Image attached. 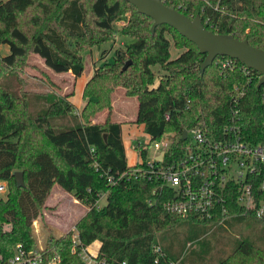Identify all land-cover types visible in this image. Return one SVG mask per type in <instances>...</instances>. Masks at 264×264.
<instances>
[{
    "label": "trees",
    "instance_id": "1",
    "mask_svg": "<svg viewBox=\"0 0 264 264\" xmlns=\"http://www.w3.org/2000/svg\"><path fill=\"white\" fill-rule=\"evenodd\" d=\"M162 1L188 17L200 15L213 32L247 39L264 50V0ZM33 7L40 10L43 23L40 17H33L38 29L31 33L19 20ZM126 8L134 11L124 19L123 32L131 40L85 83V103L79 112L69 99L72 92L23 88L20 93L19 87L2 83V68H14L28 53L38 55L55 73L70 71L80 76L84 46L104 40L96 38L113 31ZM152 22L124 0H0V45L9 48L0 57V181L8 189L6 198H0L3 257L11 256L16 246L38 248L33 223L41 218L57 185L90 207L74 226L83 245L100 243L98 256L109 263L154 264L157 246L159 264H264V218L255 217L253 209L244 211L235 197L230 198L225 217H179L158 202L149 204L154 184L138 180L121 186L107 180L108 175L131 167L121 124L109 117L116 86L138 100L134 123L143 125L151 141L169 133L171 149L184 142L178 135L187 127L200 122L222 125L229 115L234 87H246L241 128L248 141H264L260 97L264 85H257L260 73L243 68L237 59L218 55L200 74L205 54L168 25H158L152 33ZM171 45L178 50L173 57ZM128 60L131 64L121 71ZM227 60L232 65L222 66ZM104 109L109 112L105 119L92 123L95 114ZM140 155L144 159L145 151ZM16 171L23 174V186L16 182ZM101 194L105 203L97 207L94 203ZM229 217L237 225L250 223L261 236L245 241L206 239ZM41 253L44 263L58 257L56 264H84L71 252L70 231L61 236L48 234Z\"/></svg>",
    "mask_w": 264,
    "mask_h": 264
},
{
    "label": "built area",
    "instance_id": "2",
    "mask_svg": "<svg viewBox=\"0 0 264 264\" xmlns=\"http://www.w3.org/2000/svg\"><path fill=\"white\" fill-rule=\"evenodd\" d=\"M214 9H218V4ZM231 65L232 61L222 62V66ZM242 67L246 66L242 64ZM247 93L246 87H234L225 122L219 127L200 122L185 128L178 135L182 139L185 131L184 142L174 149H171L169 133L152 141L137 139L132 144L137 153L135 163L127 170L108 175L107 180L121 186L138 180L154 184L149 204L158 202L166 212L179 217H225L226 206L235 197L244 211L253 209L255 217L264 218V141H248L241 128V104ZM260 97L264 105V88ZM262 125L264 128V119ZM150 145L155 153L150 159H143L140 153L147 154ZM6 190V183L0 181V193ZM103 197L101 194L94 205L101 206ZM69 231L71 252L84 264H129L127 260L107 262L98 256L99 247L81 243L74 225ZM42 249L25 250L16 246L11 256L0 254V264H56L59 261L57 257L44 263ZM154 251L158 255L153 263L159 264L160 249L155 246Z\"/></svg>",
    "mask_w": 264,
    "mask_h": 264
},
{
    "label": "rangeland",
    "instance_id": "3",
    "mask_svg": "<svg viewBox=\"0 0 264 264\" xmlns=\"http://www.w3.org/2000/svg\"><path fill=\"white\" fill-rule=\"evenodd\" d=\"M133 13V10L126 8L122 17L114 23L113 31L102 34L100 37L96 38L104 40H101L94 45H91L90 42V45L84 46L81 51L83 58V71L81 75L77 77L74 94L72 95V100L75 104L81 100L82 80L88 78L89 75L91 77L100 66L104 65L108 60H111L117 49H125V44L131 40V38L123 31L126 26L124 19L131 17ZM40 15V10L37 7H33L21 15L19 24L24 30L32 33L38 29L32 21L33 17H40L41 24L43 23L42 16ZM88 19H91L90 14L88 15ZM177 52L178 50L171 45V56H175ZM8 53V46L6 44H1L0 57ZM2 70V75H4L2 83H9V85H13L14 88L19 87L20 93L23 88H25V90L28 89L36 92L56 91L57 93H63L64 89L70 91L73 85L74 78L72 76L65 73L53 72L44 64L42 58L33 53H28L25 59L21 63L18 62L14 68L8 71H5V68H2ZM155 83H157V79L155 80ZM137 107L138 100L135 96L127 95L126 90L121 86H116L113 89L109 117L111 121L121 123L122 133L126 145H128L127 160L129 162L134 160L133 151L130 148L131 143L133 144L137 139H140L143 142L149 140L143 130V125L134 123ZM108 114V109L97 112L91 119L92 123H101ZM154 153V148L150 145L145 159H150ZM7 193L8 189L5 192L0 193V198L5 199ZM104 203L105 200H102L101 204ZM86 212V206L76 200L71 193H68L61 187L55 185L47 199L46 208L44 209L41 218L35 220L33 223L38 248L45 245L48 234L61 236L65 232H68ZM229 220H231L230 217L226 222L222 223L220 227L208 234L206 239L211 240L223 237L225 240L232 239V241H245L261 236V232L254 230L250 223L244 222L237 225Z\"/></svg>",
    "mask_w": 264,
    "mask_h": 264
},
{
    "label": "water",
    "instance_id": "4",
    "mask_svg": "<svg viewBox=\"0 0 264 264\" xmlns=\"http://www.w3.org/2000/svg\"><path fill=\"white\" fill-rule=\"evenodd\" d=\"M136 7L142 13L152 19L150 31L153 33L158 25L165 24L175 29L180 35L194 43L199 53L205 54L200 64V74H203L206 67L212 64L218 55L228 56L237 59L247 68L260 73L257 85H264V50L249 44L247 39H238L231 34L216 33L204 26L200 15L193 18L188 17L175 9L167 6L162 0H124ZM131 64V60L124 63L121 71H124ZM106 138V134H104ZM185 139V131L183 132ZM16 182L23 186V174L20 171L14 172Z\"/></svg>",
    "mask_w": 264,
    "mask_h": 264
},
{
    "label": "crops",
    "instance_id": "5",
    "mask_svg": "<svg viewBox=\"0 0 264 264\" xmlns=\"http://www.w3.org/2000/svg\"><path fill=\"white\" fill-rule=\"evenodd\" d=\"M65 74H69V76H72L74 79H73V85H72V89L70 91H68L67 89H64V92L63 93H70L72 92V95L74 94V87H75V83L77 81V77H75L70 71L68 72H64ZM88 78H90V75L88 76ZM88 78H86L85 80H82V83H81V91H83V87L85 85V82L88 80ZM67 88V87H65ZM82 94V92H81ZM70 96V101L75 105L76 107V110L79 112L84 103H85V100H83L82 96H81V100H79V102L77 104H75L72 100L73 96ZM120 123V122H119ZM121 124V123H120ZM122 129V128H121ZM122 140H123V145H124V150H125V154H126V158H127V151H128V145H126V142H125V139H124V136H123V133H122ZM131 150L133 151V155H134V160L132 162H128L129 165H132L133 163H135V161L137 160V153L136 151L132 148V143H131V146H130ZM92 247L93 248H97V247H100V243L98 241H94L93 244H92Z\"/></svg>",
    "mask_w": 264,
    "mask_h": 264
}]
</instances>
